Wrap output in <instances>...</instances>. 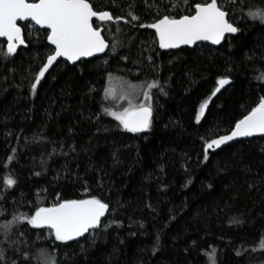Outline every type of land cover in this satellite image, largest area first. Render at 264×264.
<instances>
[{
	"label": "trees",
	"instance_id": "obj_1",
	"mask_svg": "<svg viewBox=\"0 0 264 264\" xmlns=\"http://www.w3.org/2000/svg\"><path fill=\"white\" fill-rule=\"evenodd\" d=\"M151 2L116 0L113 7L111 0H96L114 15L126 16L131 5L144 23L154 19ZM257 6L264 0L229 6L237 9L241 31L217 46L162 50L152 42L154 30L121 22L122 33L113 26L124 41L115 54L107 50L75 65L60 59L35 94L31 83L52 47L45 30L37 26L26 36L27 47L7 59L0 55V221L13 212L31 214L37 204L49 206L56 194L96 195L110 204L104 222L119 226L62 244L25 223L19 231L32 245L29 251L46 248L58 264H210L203 250L211 246L218 264H264V136L222 145L202 162L205 139L230 132L264 96V83L255 78L264 70V24L239 11ZM0 48L6 50L3 38ZM109 74L111 82L156 79L164 86L167 95L154 90L158 114L151 130L127 133L103 115ZM224 77L231 82L211 96ZM6 175L17 179L11 189L3 185ZM233 217L241 223H231Z\"/></svg>",
	"mask_w": 264,
	"mask_h": 264
},
{
	"label": "snow or ice",
	"instance_id": "obj_2",
	"mask_svg": "<svg viewBox=\"0 0 264 264\" xmlns=\"http://www.w3.org/2000/svg\"><path fill=\"white\" fill-rule=\"evenodd\" d=\"M237 3L238 0H152L148 6L154 10V19L150 23H144L141 17L131 10V5L124 16L114 15L107 8L97 7L96 0H0V38L6 43V50L0 48V55L7 59L15 55L21 46L27 47L30 42H26V36L37 26L45 30L47 43L52 47L46 55V62L39 67L31 83V91L35 94L46 73L54 66L59 67L60 58L75 65L78 61L82 62L83 58L95 57L106 50L115 54L124 41L118 35H113V26L114 32L120 34L123 32L121 22L132 27L154 30L152 42L157 43L162 50L178 49L185 45L194 46L202 41L220 45L227 34L235 35L241 31L234 20L237 9L233 7L229 10V6ZM111 4L115 7L116 0H111ZM239 11L243 13L242 18L246 16L253 22L264 24V7H250ZM246 58L251 60L254 54L246 55ZM261 58L264 59V56ZM121 59L127 60L128 57L121 56ZM258 73L255 78L264 83V70H258ZM111 79L109 74V81ZM230 82L227 77L218 79V87L211 96H215ZM154 90L167 95L164 86L156 79L141 81L138 84L121 79L118 85L105 86L103 99L109 103L102 108L103 115L111 117L116 126L124 132L136 134L149 131L158 114L154 103ZM210 100L211 97L200 105L195 117L196 123H200ZM255 135L264 136V96L259 98L256 106L242 119L235 122L230 133L210 140L205 139L202 162L206 164L210 159V152L214 153L222 145L237 138ZM8 159L11 161L14 156H9ZM114 160L119 162L115 154ZM35 175L39 176L40 173L36 172ZM16 184L17 179L11 175L3 178L5 189H11ZM208 187L211 188L212 185ZM84 190L89 191L87 187ZM2 198L0 196V199ZM147 207L152 206L149 204ZM109 211L110 204L96 195L70 199L56 194L55 202L49 206L37 204L31 214L13 212L10 219L0 221V264H29V261L33 264H58L54 252L46 248L29 251L32 245L24 239L25 233L19 231V227L25 223L34 230L46 229L50 238L68 244L85 237V234L102 228L106 230L112 223L119 226L115 221L104 222L102 218H105ZM4 215L5 210L0 209V217ZM170 219L175 220V215ZM230 222L241 223L238 217L231 218ZM13 232H16L15 239ZM42 238L41 232L33 243ZM156 239L158 245L159 236ZM259 248L264 249V238L260 240ZM9 251L12 252L11 256ZM156 251L158 248L154 247L153 252ZM203 251L210 264H218L215 248L210 246V250Z\"/></svg>",
	"mask_w": 264,
	"mask_h": 264
},
{
	"label": "water",
	"instance_id": "obj_3",
	"mask_svg": "<svg viewBox=\"0 0 264 264\" xmlns=\"http://www.w3.org/2000/svg\"><path fill=\"white\" fill-rule=\"evenodd\" d=\"M21 23V22H20ZM228 35H231V34H227L226 36H228ZM202 42H204V43H208V44H211V42H209V41H202ZM223 42V41H222ZM221 42V43H222ZM198 43H200V42H198ZM197 43V44H198ZM211 45H213V44H211ZM186 46V45H185ZM195 46V45H194ZM194 46H188V47H194ZM214 46H217V45H214ZM22 47V46H21ZM182 47V46H181ZM167 50H174V49H167ZM107 51V50H106ZM104 53H101V54H98L97 56H101V55H103ZM89 58H91V57H89ZM60 59H63V58H60ZM83 59H88V58H83ZM79 62V61H78ZM77 62V63H78ZM70 63V62H69ZM72 64V63H71ZM230 79V78H229ZM228 85V84H227ZM227 85H225L223 88H221V90L220 91H222ZM243 118V117H242ZM241 118V119H242ZM230 133V132H229ZM228 134V133H227ZM246 138H250V137H246ZM246 138H237L236 140H239V139H246ZM236 140H234V141H236ZM231 142H233V141H231ZM231 142H229V143H231ZM103 219V218H102Z\"/></svg>",
	"mask_w": 264,
	"mask_h": 264
},
{
	"label": "rangeland",
	"instance_id": "obj_4",
	"mask_svg": "<svg viewBox=\"0 0 264 264\" xmlns=\"http://www.w3.org/2000/svg\"><path fill=\"white\" fill-rule=\"evenodd\" d=\"M121 79H123V81H127V79H125V78L113 79L112 82L109 81V79H108V84H107V86L118 85V84L121 82ZM127 82H131V81H127ZM131 83H132V84H135V83H133V82H131Z\"/></svg>",
	"mask_w": 264,
	"mask_h": 264
},
{
	"label": "bare ground",
	"instance_id": "obj_5",
	"mask_svg": "<svg viewBox=\"0 0 264 264\" xmlns=\"http://www.w3.org/2000/svg\"><path fill=\"white\" fill-rule=\"evenodd\" d=\"M234 128V127H233ZM229 133V132H228Z\"/></svg>",
	"mask_w": 264,
	"mask_h": 264
}]
</instances>
